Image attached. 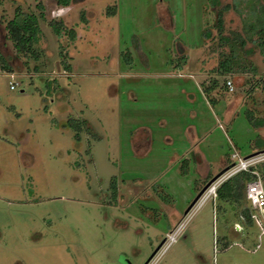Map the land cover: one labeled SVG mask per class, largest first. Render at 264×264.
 I'll list each match as a JSON object with an SVG mask.
<instances>
[{
  "label": "rangeland",
  "instance_id": "obj_1",
  "mask_svg": "<svg viewBox=\"0 0 264 264\" xmlns=\"http://www.w3.org/2000/svg\"><path fill=\"white\" fill-rule=\"evenodd\" d=\"M221 3L245 35L264 0ZM17 9L39 17L29 53ZM215 19L208 0H0V264H264L249 202L204 200L234 155L264 157L247 118L264 117V55L221 74Z\"/></svg>",
  "mask_w": 264,
  "mask_h": 264
},
{
  "label": "trees",
  "instance_id": "obj_2",
  "mask_svg": "<svg viewBox=\"0 0 264 264\" xmlns=\"http://www.w3.org/2000/svg\"><path fill=\"white\" fill-rule=\"evenodd\" d=\"M56 2L61 6H69L73 0H56ZM208 3L211 6L212 11L216 15V19L214 22V26L218 29L219 34V44L220 46L229 45L232 48L231 55H228L226 59L220 62L219 72L221 74L232 73L236 70V64L244 61L245 58H249L256 50H259L264 55V3L259 8V13H257V17L252 22H249L244 27L245 35L232 33L225 34V13L229 10L230 5H222L221 0H208ZM41 7V6H40ZM53 29L57 35H61L62 28L64 24L62 21L52 23ZM8 37L13 41L17 51L19 53H29L34 50V47L41 40V27L39 22V17L34 13H25L20 9H17V12L13 19H11L7 24ZM71 37L75 38V31H70ZM204 37H211V29L207 28L202 32ZM257 36V38H255ZM251 41L253 46L247 48V42ZM238 48L245 54V57L238 58L235 53V49ZM0 60L5 62L4 56L0 52ZM244 61L243 63H245ZM66 63V61H64ZM242 64H238L241 66ZM67 70H69L70 66L68 64L65 65ZM4 68H9V66L5 63ZM238 70L248 71L254 70L255 65L250 62L249 65L247 62L243 64ZM215 88V85H212L206 89V93H209ZM247 118L250 123L256 127L264 126V117H260L255 115L252 111H249L247 114ZM264 150V148H260ZM256 168L264 182V161L258 163ZM256 176L247 171H242L230 179L226 180L217 190L218 199L228 202L230 204H237L242 206L245 202L246 195V184L253 180ZM240 214L242 218L245 220L247 225H252L253 220L251 216L250 209L248 207H242Z\"/></svg>",
  "mask_w": 264,
  "mask_h": 264
},
{
  "label": "built area",
  "instance_id": "obj_3",
  "mask_svg": "<svg viewBox=\"0 0 264 264\" xmlns=\"http://www.w3.org/2000/svg\"><path fill=\"white\" fill-rule=\"evenodd\" d=\"M230 89L233 90V84L231 81L228 82ZM16 85L12 84L11 89H15ZM264 160L263 153L252 154L247 157H237L234 155L233 162L227 171H225L221 177L215 182L212 188L208 190L204 200H207L211 196H217L218 188L228 179L234 175L247 171L253 173L256 177L246 184V200L249 202V209L251 212L253 225L259 229V243L254 252L257 251L262 245L264 240V182L256 168V165ZM208 197V198H207ZM173 237V236H172ZM174 240V238L170 239Z\"/></svg>",
  "mask_w": 264,
  "mask_h": 264
},
{
  "label": "water",
  "instance_id": "obj_4",
  "mask_svg": "<svg viewBox=\"0 0 264 264\" xmlns=\"http://www.w3.org/2000/svg\"><path fill=\"white\" fill-rule=\"evenodd\" d=\"M58 64V63H57ZM230 167V166H229ZM229 167H227L226 169H224V170H222L217 176H215L207 185H206V187L207 186H209L218 176H220L221 174H223L225 171H227L228 170V168ZM205 187V188H206ZM205 188L198 194V196H197V198L194 200V202L191 204V206H190V209L195 205V203L198 201V199L200 198V196L202 195V193H203V191L205 190Z\"/></svg>",
  "mask_w": 264,
  "mask_h": 264
},
{
  "label": "bare ground",
  "instance_id": "obj_5",
  "mask_svg": "<svg viewBox=\"0 0 264 264\" xmlns=\"http://www.w3.org/2000/svg\"><path fill=\"white\" fill-rule=\"evenodd\" d=\"M207 198H208V197H207ZM177 233H178V231H177ZM177 233H175L174 235H176ZM174 235H170V236H168V238H169V239H171V238L173 239L172 236H174Z\"/></svg>",
  "mask_w": 264,
  "mask_h": 264
}]
</instances>
